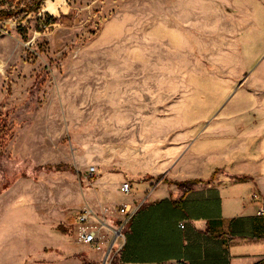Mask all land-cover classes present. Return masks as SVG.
I'll return each instance as SVG.
<instances>
[{
	"label": "rangeland",
	"instance_id": "1",
	"mask_svg": "<svg viewBox=\"0 0 264 264\" xmlns=\"http://www.w3.org/2000/svg\"><path fill=\"white\" fill-rule=\"evenodd\" d=\"M53 1L0 21V215L24 214L0 226V256L25 242L20 264H102L75 211L142 197L217 124L264 118V0Z\"/></svg>",
	"mask_w": 264,
	"mask_h": 264
},
{
	"label": "crops",
	"instance_id": "2",
	"mask_svg": "<svg viewBox=\"0 0 264 264\" xmlns=\"http://www.w3.org/2000/svg\"><path fill=\"white\" fill-rule=\"evenodd\" d=\"M263 120L244 119V124L234 126L217 124L209 137L197 140V154L183 161L188 152L184 148L174 160L182 164L155 166L160 180L143 179L138 183L146 195L119 203L144 205L127 226L125 246L116 264L264 261V215L259 214L264 203ZM122 178V174L112 178L113 189L127 181L120 183ZM193 180L199 182L192 183ZM103 183L104 180L101 186ZM254 193L259 194V199L253 198ZM102 206L110 205L99 201V207L94 209ZM21 209L17 206L16 210H3L0 226L8 222L9 216L24 215ZM0 244L7 249V244ZM11 248H16L14 254L0 256V264H20L25 258V242ZM11 258L14 260H8ZM42 259L43 256L35 258V264Z\"/></svg>",
	"mask_w": 264,
	"mask_h": 264
},
{
	"label": "built area",
	"instance_id": "3",
	"mask_svg": "<svg viewBox=\"0 0 264 264\" xmlns=\"http://www.w3.org/2000/svg\"><path fill=\"white\" fill-rule=\"evenodd\" d=\"M95 172L96 168L91 167L89 177H92ZM132 188L130 181L121 185V191L125 195H130ZM253 198L259 199V194L254 193ZM143 205L144 202L123 203L102 206L99 209L86 206L75 211L70 221L75 242L88 246L94 251L104 252L102 264H116L125 246L127 226ZM259 214L264 215V203Z\"/></svg>",
	"mask_w": 264,
	"mask_h": 264
},
{
	"label": "trees",
	"instance_id": "4",
	"mask_svg": "<svg viewBox=\"0 0 264 264\" xmlns=\"http://www.w3.org/2000/svg\"><path fill=\"white\" fill-rule=\"evenodd\" d=\"M10 0H4L0 5V21L2 20H10L14 18H18L20 20L25 19L32 12H39L42 8L43 3L46 0H23V2L17 7L13 4H9ZM49 18L48 21L44 23V26L49 25L55 19L53 16L46 14ZM60 166H57L59 169ZM199 180H193L192 183H198ZM257 264H264V261L259 262Z\"/></svg>",
	"mask_w": 264,
	"mask_h": 264
},
{
	"label": "bare ground",
	"instance_id": "5",
	"mask_svg": "<svg viewBox=\"0 0 264 264\" xmlns=\"http://www.w3.org/2000/svg\"><path fill=\"white\" fill-rule=\"evenodd\" d=\"M47 8L48 10L55 11V3L53 0H48Z\"/></svg>",
	"mask_w": 264,
	"mask_h": 264
}]
</instances>
